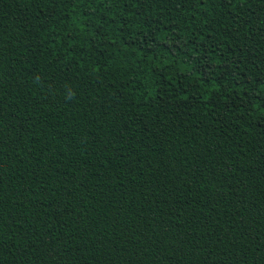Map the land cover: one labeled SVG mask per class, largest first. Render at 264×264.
I'll return each mask as SVG.
<instances>
[{"label":"trees","instance_id":"obj_1","mask_svg":"<svg viewBox=\"0 0 264 264\" xmlns=\"http://www.w3.org/2000/svg\"><path fill=\"white\" fill-rule=\"evenodd\" d=\"M0 264H264V0H0Z\"/></svg>","mask_w":264,"mask_h":264}]
</instances>
